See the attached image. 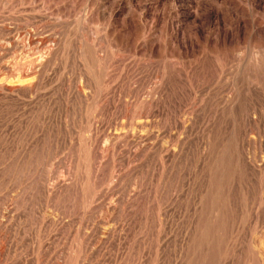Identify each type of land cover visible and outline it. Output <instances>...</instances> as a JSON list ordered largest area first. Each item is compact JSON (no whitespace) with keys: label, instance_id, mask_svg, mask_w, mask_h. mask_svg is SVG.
<instances>
[{"label":"rangeland","instance_id":"1","mask_svg":"<svg viewBox=\"0 0 264 264\" xmlns=\"http://www.w3.org/2000/svg\"><path fill=\"white\" fill-rule=\"evenodd\" d=\"M0 264H264V0H0Z\"/></svg>","mask_w":264,"mask_h":264}]
</instances>
